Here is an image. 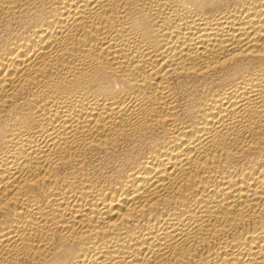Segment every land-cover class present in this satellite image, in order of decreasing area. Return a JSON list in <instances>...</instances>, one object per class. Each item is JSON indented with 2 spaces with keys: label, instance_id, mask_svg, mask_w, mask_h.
Wrapping results in <instances>:
<instances>
[{
  "label": "bare ground",
  "instance_id": "bare-ground-1",
  "mask_svg": "<svg viewBox=\"0 0 264 264\" xmlns=\"http://www.w3.org/2000/svg\"><path fill=\"white\" fill-rule=\"evenodd\" d=\"M0 264H264V0H0Z\"/></svg>",
  "mask_w": 264,
  "mask_h": 264
}]
</instances>
